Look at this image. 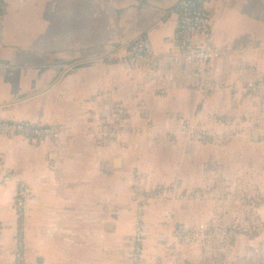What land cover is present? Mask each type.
I'll return each instance as SVG.
<instances>
[{
  "label": "crops",
  "instance_id": "1",
  "mask_svg": "<svg viewBox=\"0 0 264 264\" xmlns=\"http://www.w3.org/2000/svg\"><path fill=\"white\" fill-rule=\"evenodd\" d=\"M180 1L6 0L0 120L62 133L37 144L0 138V264H16L18 253L23 264H129L137 188L170 190L143 218L144 264H237L264 246V231L239 236L225 260L177 236L230 226L239 208L228 194L264 197V105L245 91L253 79L264 82V0L214 1L212 42L227 55L206 70L216 88L206 96L187 70L129 76L122 67L141 37L158 56L169 53ZM111 103L124 113L117 140L97 133V114ZM223 119L249 130L213 146L190 141L179 126ZM18 183L30 190L23 224Z\"/></svg>",
  "mask_w": 264,
  "mask_h": 264
},
{
  "label": "built area",
  "instance_id": "2",
  "mask_svg": "<svg viewBox=\"0 0 264 264\" xmlns=\"http://www.w3.org/2000/svg\"><path fill=\"white\" fill-rule=\"evenodd\" d=\"M215 0H181L176 7L177 23L170 42V51L165 57L157 56L149 40L141 37L133 41L126 48V56L122 60L123 70L130 76L137 72L159 73L163 70L184 69L193 74L197 80L200 94L206 96L214 93L216 88L206 77V70L217 59L226 56V52L218 51L212 42L213 8ZM7 10L6 0H0V20ZM0 63V69L4 68ZM249 68L241 65L240 69ZM245 91L252 97H258L264 105V82L256 79L245 85ZM94 97L95 99H93ZM102 95H89L86 102L95 101ZM110 99V96H109ZM111 108H100L97 114L99 123L98 135L117 140L123 132L116 127L123 118V110L114 103L108 104ZM226 120V119H225ZM213 120L212 127H205L191 121H180V128L187 134L190 141L221 146L237 136L245 134L249 125L245 122H229ZM222 129L219 133L217 130ZM62 133L59 126H39L24 121L0 120V138L21 139L29 144H37L44 140H57ZM264 140V136L263 139ZM12 174H7L5 180H12ZM15 211L23 224L29 214L28 198L29 187L24 183L17 184ZM169 188H160L154 191L135 190L133 198L134 225L132 234L126 239L124 249L128 255L129 264H144L142 258L145 232L143 218L148 207L160 200ZM179 200L207 199L208 195L177 196ZM225 199L239 208V216L230 226L221 228L213 226L210 229L190 234H178L184 243H199L207 250L227 251L233 245V240L240 235L253 232H262V224L258 222L264 210V197L242 193L228 194ZM174 200V199H173ZM171 200V201H173ZM16 264H23V256L18 253Z\"/></svg>",
  "mask_w": 264,
  "mask_h": 264
},
{
  "label": "rangeland",
  "instance_id": "3",
  "mask_svg": "<svg viewBox=\"0 0 264 264\" xmlns=\"http://www.w3.org/2000/svg\"><path fill=\"white\" fill-rule=\"evenodd\" d=\"M174 12H175V10H174ZM173 12V13H174ZM176 23H177V19H176ZM175 26H176V24H175ZM175 28V27H174ZM171 38H172V36L170 37V39H169V44H170V42H171ZM147 39V38H146ZM148 40V39H147ZM151 45V44H150ZM170 46V45H169ZM157 55V54H156ZM158 56V55H157ZM166 55H163V56H159V57H165ZM258 100H259V102L261 103V100L258 98V97H256ZM262 104V103H261ZM263 139V138H262ZM263 142H264V140H262ZM239 193H244L243 191L242 192H239ZM258 222L260 223V224H262V227H263V231H264V210L262 211V213H261V217L258 219ZM260 233V232H259ZM261 234V233H260ZM239 237V236H238ZM232 247H233V245H232ZM254 252H252V251H249V253L247 254V255H245L244 256V258L242 259V260H244L245 258H248L249 257V260H250V257L252 256V255H255V256H257V258H256V263H263L264 264V247H258V248H256V249H254L253 250ZM217 253V255L219 256V257H221V258H225V260H226V258L228 257V253H227V251H218V252H216ZM237 264H239V262L237 263Z\"/></svg>",
  "mask_w": 264,
  "mask_h": 264
},
{
  "label": "trees",
  "instance_id": "4",
  "mask_svg": "<svg viewBox=\"0 0 264 264\" xmlns=\"http://www.w3.org/2000/svg\"><path fill=\"white\" fill-rule=\"evenodd\" d=\"M223 120H225V119H223ZM259 234H260V233H258V232H253V233H251V234L240 235V236L247 237V238H255V237L258 236ZM235 240H236V239L233 240V245H234V243H235ZM261 247H264V246H261ZM261 247H260V248H261ZM252 252H254V251L252 250ZM256 258H257V256L252 255V256L250 257V260H249V257H248V258H245L244 260H241V261L239 262V264H263V263H256ZM206 264H209V263L206 262Z\"/></svg>",
  "mask_w": 264,
  "mask_h": 264
}]
</instances>
